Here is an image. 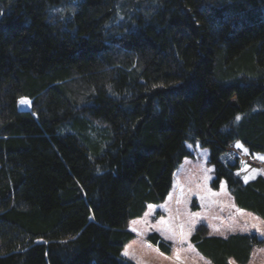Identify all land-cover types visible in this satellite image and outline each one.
I'll use <instances>...</instances> for the list:
<instances>
[{"label":"trees","instance_id":"16d2710c","mask_svg":"<svg viewBox=\"0 0 264 264\" xmlns=\"http://www.w3.org/2000/svg\"><path fill=\"white\" fill-rule=\"evenodd\" d=\"M187 142L264 218V0H0V264H134ZM191 240L212 264L260 243Z\"/></svg>","mask_w":264,"mask_h":264},{"label":"rangeland","instance_id":"374dc122","mask_svg":"<svg viewBox=\"0 0 264 264\" xmlns=\"http://www.w3.org/2000/svg\"><path fill=\"white\" fill-rule=\"evenodd\" d=\"M186 148L192 156L183 158L175 169L164 200L148 204L142 216L130 220L133 237L122 256L134 264H212L191 240L204 228L208 236L254 235L260 243L253 246L247 264H264V218L238 208L225 180L214 185L208 148L189 142ZM152 233L169 244L170 253L148 242ZM230 264L237 263L230 260Z\"/></svg>","mask_w":264,"mask_h":264},{"label":"snow or ice","instance_id":"6c2138e0","mask_svg":"<svg viewBox=\"0 0 264 264\" xmlns=\"http://www.w3.org/2000/svg\"><path fill=\"white\" fill-rule=\"evenodd\" d=\"M21 103H26V101H24V100H21ZM237 119H239V117H237ZM239 146V145H238ZM127 253H125V255H126Z\"/></svg>","mask_w":264,"mask_h":264},{"label":"crops","instance_id":"0c3cea01","mask_svg":"<svg viewBox=\"0 0 264 264\" xmlns=\"http://www.w3.org/2000/svg\"><path fill=\"white\" fill-rule=\"evenodd\" d=\"M128 228H129V231H130L131 229H130V227H129V226H128ZM130 232H131V231H130ZM131 233H133V232H131Z\"/></svg>","mask_w":264,"mask_h":264}]
</instances>
